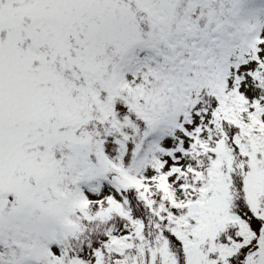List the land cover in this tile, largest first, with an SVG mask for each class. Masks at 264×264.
Wrapping results in <instances>:
<instances>
[{
  "label": "snow or ice",
  "instance_id": "snow-or-ice-1",
  "mask_svg": "<svg viewBox=\"0 0 264 264\" xmlns=\"http://www.w3.org/2000/svg\"><path fill=\"white\" fill-rule=\"evenodd\" d=\"M0 264H264V0H0Z\"/></svg>",
  "mask_w": 264,
  "mask_h": 264
}]
</instances>
